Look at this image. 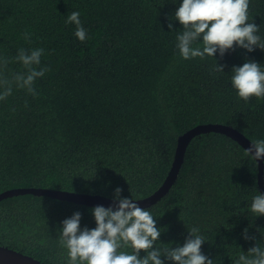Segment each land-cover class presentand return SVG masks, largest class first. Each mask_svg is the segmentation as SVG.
Returning <instances> with one entry per match:
<instances>
[{
    "label": "trees",
    "instance_id": "16d2710c",
    "mask_svg": "<svg viewBox=\"0 0 264 264\" xmlns=\"http://www.w3.org/2000/svg\"><path fill=\"white\" fill-rule=\"evenodd\" d=\"M178 6L177 0H0V56L8 59L0 79L12 88L0 101V193L38 187L112 198L120 186L123 196L141 199L163 183L177 138L196 125L226 124L251 141L264 139V98L244 101L230 84L232 66L246 59L264 64V50L234 47L224 56L183 59L175 46L183 26L172 20L168 27ZM73 11L88 31L84 42L65 23ZM249 18L264 37V0H250ZM37 47L48 70L33 97L12 81L25 71L13 58L19 48ZM216 62L224 73L213 71ZM257 174V162L233 139L214 132L195 137L169 193L146 208L161 228L158 243L182 245L198 227L213 264H243L239 257L249 248L264 247V215L249 209L260 191ZM91 208L50 196L6 198L0 245L66 264L60 222L80 211L81 226L95 227Z\"/></svg>",
    "mask_w": 264,
    "mask_h": 264
},
{
    "label": "clouds",
    "instance_id": "9594fccd",
    "mask_svg": "<svg viewBox=\"0 0 264 264\" xmlns=\"http://www.w3.org/2000/svg\"><path fill=\"white\" fill-rule=\"evenodd\" d=\"M177 2L179 6L168 27L173 29L172 20L183 26L182 31L176 33L175 45L183 59L215 58L217 52L224 56L234 47L248 52L257 48L264 50V37L259 34V26L249 18L250 0ZM65 23L75 26L73 35L80 42L88 38L78 11L71 12ZM24 38L30 39L29 34L25 33ZM197 42H202V47H193ZM43 53L44 49L39 47L30 51L19 48L13 58L22 64L25 71L15 73L12 81L17 88L24 89L33 97L39 95L34 85L48 70L41 66ZM7 64L8 59L0 56V74ZM213 71L224 73V65L216 62ZM9 84L7 79H0V101L12 93L11 86L5 87ZM230 84L244 101L253 96L264 98V64L246 59L242 65H233ZM247 152L257 163L264 160V139L251 141ZM122 192V187L117 186L113 191V205H97L90 209L95 227L81 226L80 211L60 222L59 240L67 250L66 264H165L166 261L173 264H213L212 259L202 252L205 238L198 227L189 229L190 235L182 245L163 247L158 243L161 228L157 226L156 217L141 207L131 192L130 196H123ZM249 209L253 214L264 215V192L259 191L251 198ZM244 238L249 239L247 232ZM141 250L146 254L141 256ZM239 261L243 264H264V247L257 245L249 248L247 256L241 255Z\"/></svg>",
    "mask_w": 264,
    "mask_h": 264
},
{
    "label": "water",
    "instance_id": "95a60500",
    "mask_svg": "<svg viewBox=\"0 0 264 264\" xmlns=\"http://www.w3.org/2000/svg\"><path fill=\"white\" fill-rule=\"evenodd\" d=\"M211 132L220 133L233 139L246 150L251 143V140L247 138L243 133H241L236 128L226 124L207 123V124H199L190 128L189 130L179 135V137L177 138V146L174 155V160L171 169L169 170L168 175L164 179L163 183L158 187L157 190H155V192H153L149 196L141 199H136L139 201L141 207L149 208L152 205L156 204L158 201H160L164 196H166L169 193L170 189L172 188V186L174 185V183L176 182L179 176L190 143L193 141L195 137L200 136L201 134H207ZM257 164H258V174H257L258 185L260 192H264V160L259 161ZM25 194H33L35 196H50L53 198L67 200L77 204H83L91 207L97 205H103L105 207H108L114 204L113 197L111 198L101 194L79 193V192L54 190L47 188H36V187L13 188V189L5 190L0 193V202L6 198L25 195ZM0 264H48V263L42 262L39 259H36L30 255H26L15 249L0 245Z\"/></svg>",
    "mask_w": 264,
    "mask_h": 264
}]
</instances>
